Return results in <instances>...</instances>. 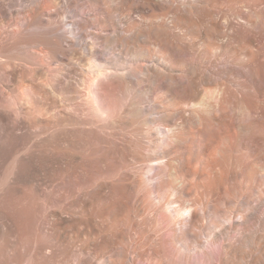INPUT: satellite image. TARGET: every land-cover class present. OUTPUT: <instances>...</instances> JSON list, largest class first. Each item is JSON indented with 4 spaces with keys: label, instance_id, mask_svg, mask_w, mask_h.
<instances>
[{
    "label": "bare ground",
    "instance_id": "1",
    "mask_svg": "<svg viewBox=\"0 0 264 264\" xmlns=\"http://www.w3.org/2000/svg\"><path fill=\"white\" fill-rule=\"evenodd\" d=\"M0 264H264V0H0Z\"/></svg>",
    "mask_w": 264,
    "mask_h": 264
},
{
    "label": "rangeland",
    "instance_id": "2",
    "mask_svg": "<svg viewBox=\"0 0 264 264\" xmlns=\"http://www.w3.org/2000/svg\"><path fill=\"white\" fill-rule=\"evenodd\" d=\"M18 7H20V6H18ZM66 26H67V27H66ZM64 28H65V29H68V28H69V25L66 24V25L64 26Z\"/></svg>",
    "mask_w": 264,
    "mask_h": 264
}]
</instances>
